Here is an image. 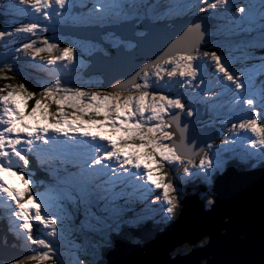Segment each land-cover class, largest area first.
<instances>
[{
	"label": "snow or ice",
	"instance_id": "obj_1",
	"mask_svg": "<svg viewBox=\"0 0 264 264\" xmlns=\"http://www.w3.org/2000/svg\"><path fill=\"white\" fill-rule=\"evenodd\" d=\"M72 9V0H15L5 4L0 14L35 19L10 31L0 29V40L21 34L35 36L48 31L49 26L55 30L69 19H80L73 17ZM192 9L198 12L218 9L226 14L228 25L239 29L241 35L247 33L248 47L255 49V41H258L260 51L264 52V0H249L242 6L231 0H215L207 9L194 0H172L159 5L143 0H94L88 18L130 23L131 34L114 35L115 43L112 44L123 56L129 57L149 42V31L139 30L142 18L171 20ZM41 17L48 22L44 27ZM178 32L155 60L144 64L127 80L111 83L109 91L89 92L82 86H67L64 77L75 68L74 47L60 49L59 44L43 38L41 47H36L37 42L31 40L15 49L17 53L30 51L32 59L26 63L43 69L44 76L36 82L38 92L29 91L24 83L0 87V173L18 177L25 185L22 191L17 190L0 175V206L3 209L0 215L7 220V232L13 236L11 246L22 242L35 254H25L23 258L8 256L9 242L5 235L0 240L3 245L0 264H29L30 261L89 264L86 257L80 258L78 249L65 260L64 253L57 247L81 208L91 222V230L99 235L95 248L100 251L111 246V236L124 226L139 225L142 220L160 214L155 208L157 203L162 205L161 220L171 219L180 206V197L172 178H168L169 173L161 172L165 164L169 168L182 167L179 179L189 183H210L214 173L221 172L225 165L223 155L218 153L213 159L203 149L199 150L203 155L197 164L195 157L199 153L193 147L195 142H186L188 124L184 123V117L195 116L199 104L215 107L223 97L234 109L248 114L247 119L239 117V123H233L229 133L234 142L237 136L242 144L248 142L243 156L250 167L264 165V123L257 119V116L264 117V56L259 58L261 81L257 84L251 71L233 68L231 55L200 51L205 35L200 23L186 22ZM42 53L49 56L37 65L35 57ZM244 54L253 58L248 51ZM104 55L108 56L109 51ZM21 59L17 57L15 63L7 58L0 61V80L14 79L7 75L9 72L23 77L18 67ZM206 61L214 64L215 69L208 81L209 87L201 89L206 83L203 76L210 66ZM153 76L154 81L150 79ZM174 86L191 89L186 101L182 93L164 94L163 89L171 90ZM16 96L25 100V110L16 106ZM27 100H34L30 111ZM65 108L73 110L72 119H65L70 115ZM37 113L41 120L48 122L29 123L35 120ZM84 117L97 127L105 128L107 134L86 131L84 123L79 122ZM223 147H227V142ZM69 163L75 172L65 166ZM36 165L51 177L49 184L37 182L30 171ZM34 184L37 189L31 190ZM122 198L125 203L117 204ZM133 204L139 207V212L130 206ZM214 204L215 199L209 194L204 207ZM33 222L43 238L40 234L33 236ZM205 243L206 240L201 241V246Z\"/></svg>",
	"mask_w": 264,
	"mask_h": 264
},
{
	"label": "rangeland",
	"instance_id": "obj_2",
	"mask_svg": "<svg viewBox=\"0 0 264 264\" xmlns=\"http://www.w3.org/2000/svg\"><path fill=\"white\" fill-rule=\"evenodd\" d=\"M14 2L15 0H0V8H2L5 4L14 3ZM143 2L159 5V4L171 3L172 0H144ZM194 2L199 3L200 7L207 9L208 4L215 3V0H204L203 3H201L200 0H194ZM231 2L236 4L237 6H242L243 4L249 3V0H231ZM93 3L94 0H72L73 17H81L80 19H75V20L69 19L66 25L73 24L75 28L73 30L68 29L69 26L65 27L63 24H61L60 25L61 28L58 27L54 30L51 26H49L48 31H41L39 32L38 35L35 36L31 34H25L21 36L22 35L21 34L18 36L14 35V36L6 37L0 40V48H1L0 61H3L5 58H7L10 63H15L16 58L21 57L22 59L20 60L18 67H20L22 71L23 69L25 71H28L27 69H29L32 70L33 73H35L33 75L24 73L23 75L24 79H26L28 83L36 86V82L37 80H39L38 79L39 76L36 74L43 73L44 72L43 69L36 66H30L28 63H26V61H30L32 59L30 51L27 53L24 51L17 53L15 52V49L20 48L23 43L31 42V40H35L37 42L36 47H41L42 45L40 44V40L43 38H47L49 40V43L59 44L60 49L64 47H74L73 55H74L75 68L71 73H69L66 77H64L68 81L67 84L68 87L82 86L85 88L86 91L89 92L98 91L101 89H103V91H109L110 88L105 89L102 85L103 75L101 76L100 73H98L99 75L97 73L96 74L94 73L95 75L93 76H85L83 72L87 68V66H90L92 63L89 59L90 54L94 53L95 51H102L103 53H105L106 50L109 51V53L111 54V50L114 48L112 47V44L115 43V41L113 40V36L114 35L121 36V35H116L115 32L113 31L114 30L113 26L116 24L115 22L112 23L108 21L101 22L88 18ZM76 7L79 8L74 10V8ZM232 11H234V9H232ZM0 15H1L0 17L2 18V21H0V29L8 30V31H10L12 28L19 26L20 24L28 22V20L30 19H35L34 17L22 16V15H16V17H6L3 14ZM225 15L226 14L221 13L218 9H208L205 12H198L195 9H192L191 11L182 12L178 17H173L171 20H167V22H169L167 24L172 26L168 28L173 33L174 30L177 31L178 26H173L174 24L172 23V20L177 19L179 20L180 23L182 20H187L188 17L197 16V18L199 19H195L194 20L195 22L200 21V24L207 25L210 23L211 19H213L214 23L209 29L208 34H210V36L213 35L212 38L214 37V40L213 41L211 40L209 42L210 45L208 47L200 48V51L201 52L216 51L217 55H222V54L231 55L234 58L233 68L248 69L253 73L254 77L256 78V83L259 84L261 81V77L259 74V64H260L259 58L264 56V52L260 51L258 41H255V49L248 47L247 33L241 35V31L239 29L232 28L230 25H228L225 20ZM4 18L5 20L3 21ZM14 19H15V23L13 22ZM53 20H55V18H53ZM141 20L147 21L148 19L146 20L142 18ZM160 21L162 20L159 21L149 20V23L150 24L156 22L160 23ZM40 22H41V26L44 25L46 26L48 24V22L44 21L42 17L40 18ZM82 25L102 26L104 29L103 40L101 41L100 38L99 39L96 38L95 33L91 32V29L87 30ZM255 28L258 29L259 25L256 24ZM179 29L181 28L179 27ZM85 30L90 31V32H86V34L95 35V37L92 38L95 39L97 42L87 38L84 39L85 36L79 38L84 34ZM139 30L144 31L145 29H139ZM61 31L64 32L66 35L60 34ZM77 33L80 36H77ZM255 35H258V32L255 33ZM97 36L101 37V34ZM58 51L59 49L57 50V52ZM245 51L250 52L253 58L250 59L248 56H246L244 54ZM48 56H49L48 53H42L40 56L35 57L36 64L38 65L43 63V61L46 60ZM206 63H208L210 66L207 68L206 73L203 76L206 83L205 85L201 86V89H203L204 87H209L208 81L210 80L215 69V65L211 64L210 61H206ZM149 71H151V69H149ZM61 75L63 76V73ZM237 75H239V72H237ZM9 76H12L14 77V79L17 80L19 79V77L21 78V75L17 74V72L9 73ZM150 79L154 81L155 77L154 76L150 77ZM165 79H167L166 76ZM197 83H199V81H197ZM5 84H6L5 80H0V87H3ZM215 91H219V89H215ZM163 92H166L165 94H169L171 92L175 94L182 93L183 97L188 99V94L191 92V89H182L179 86H174L171 90H168L166 88L163 89ZM194 94L195 93H193V95ZM14 102L16 106L20 109H21V103L24 104L20 100V96H16L14 98ZM199 105L204 106V108L201 109L203 116L198 120V123L193 129V131H197L198 129L201 128H206V132L208 133V135H211L213 132L215 133L214 139L208 144V145H212L213 147L210 149L206 147L205 151H207L213 159L217 156L218 153L224 156L225 165L223 170L230 162L241 163L243 160H245L243 156V152L248 142L244 141L242 144L240 142L241 138L239 136H237V139L234 142L231 138V133H229V129L231 128L233 123H239V119H238L239 117L243 116L245 119H247L248 114L242 113L234 109L228 103L227 99L223 97L216 102L215 107H206L203 104H199ZM199 105H197L198 110H199ZM206 108H208L207 115H205ZM71 113L72 111L69 112L70 115L68 117H65V119H72ZM95 118L96 117H94L93 119ZM96 119L98 120L102 118H96ZM257 119L259 123H264V117L257 116ZM47 122L48 121L40 119L39 113H37L35 120H29V123L45 124ZM79 122L84 123L86 131L100 132L101 134H107L105 128L97 127L96 124L92 123L89 119L82 118ZM74 135L79 136L80 134L74 133ZM84 139H89V138L84 137ZM225 142H227V147H223L225 145ZM201 155H203V153ZM199 157L200 155L195 158L197 164L199 162ZM65 166L71 172L76 171V169L70 163ZM161 172L169 173L168 178H172L174 185L178 188L179 197H180V206H181L182 205L181 201L183 199L184 190H185L184 187L189 183V182L181 181L179 179V176L182 173V167L169 168V166L165 164L164 168L161 169ZM215 174L216 173H214L213 175L212 181L210 183H205V184L211 186ZM0 175L4 176V179L7 181L9 186L20 191L24 189L25 185L18 177L11 176L7 173H0ZM49 183L50 182L46 183V185ZM34 185L30 186L31 190H33ZM128 191H130V189ZM154 191L160 192L161 190H154ZM202 194L201 195L204 200L207 199V196L209 194H211L214 197V193L210 189H207V191H203ZM124 203L125 201L123 198L117 201V204L120 205H123ZM130 206L135 207V211L139 212L140 209L138 206H136L135 204ZM155 208L157 213L160 214L153 215L150 218H146L142 220L139 225H134L131 227L124 226V228L118 234L123 236L129 235L130 237L129 236L127 237L130 238L133 242L142 244V240L138 236L134 235L130 230L127 231L129 228L142 227L148 221L153 222V224L156 226L163 227L164 225L168 224L169 221H171V219H173L175 216L174 215L169 220L162 221L161 220V216L163 215V213L161 212L162 205L160 203H157L155 205ZM90 223L91 222L87 220L84 214L83 208H81L80 212L74 216V219L71 222L68 231L65 233L64 239L57 244V247L60 249V252L64 253L65 260L70 259L72 253L77 249L80 252V258L84 259L86 257L89 264H100L104 260L105 254L113 246V236L116 234L111 236V246L104 248L103 251H100L99 249L95 248V245L99 243V235L91 230L89 226ZM38 234L40 233H38L36 224L35 222H33V236L35 237ZM40 235L41 238H43V234ZM53 243L55 244L56 242L53 241ZM199 244H201V241ZM185 245L187 246V244L181 246L182 249L186 248ZM0 249H3V247ZM94 252L98 254H94ZM6 254L16 255L17 252L15 249L7 248ZM29 264H36V262L30 261ZM46 264H53V262L48 261L46 262Z\"/></svg>",
	"mask_w": 264,
	"mask_h": 264
},
{
	"label": "water",
	"instance_id": "obj_3",
	"mask_svg": "<svg viewBox=\"0 0 264 264\" xmlns=\"http://www.w3.org/2000/svg\"><path fill=\"white\" fill-rule=\"evenodd\" d=\"M186 22L194 21L178 23L177 31L186 26ZM212 25V20L207 25L201 24L205 35L200 48L209 45L203 41L212 39L207 35ZM142 27L150 31L145 46L129 57L116 49L108 57L96 54L91 57L87 74L102 73L106 87L120 80L119 75H125L127 80L144 64L155 60L176 36L164 22L150 24L147 20ZM118 33L128 36L131 27H123ZM77 36L80 35L77 33ZM199 113L193 118L184 117V123L188 124L186 142L194 141L193 147L198 153L212 139L203 132L192 133L196 120L202 117ZM206 188L187 186L178 216L164 229L159 230L150 221L142 227L129 228L142 244L115 235L114 245L101 264H264V166L250 169L243 164L229 166L215 179L212 188L216 193L215 204L209 208L204 207L205 202L200 197V192ZM205 238L207 243L199 245ZM184 244L191 246L189 251L173 254ZM7 255L24 256L23 253Z\"/></svg>",
	"mask_w": 264,
	"mask_h": 264
},
{
	"label": "trees",
	"instance_id": "obj_4",
	"mask_svg": "<svg viewBox=\"0 0 264 264\" xmlns=\"http://www.w3.org/2000/svg\"><path fill=\"white\" fill-rule=\"evenodd\" d=\"M0 16H1V15H0ZM0 21H2V20H1V17H0ZM44 26H45V25H44ZM44 26H42V27H44ZM23 35H25V34H22L21 36H23ZM17 36H18V35H17ZM0 49H1V48H0ZM27 70H28V71H25V70L23 69V73H28L29 75H30V74H31V75L34 74V73L32 72V70H29V69H27ZM9 73H14V72H9ZM9 73H8V75H9ZM13 76H15V75H13ZM18 80H19V81H18ZM18 80H17V79L5 80V82H6V84H9V83H11V84L25 83V84H27V85H25V87H27L29 91H32V92H38V91H39V89H38L35 85L28 83L27 80L24 79V77L21 76V78L19 77ZM37 98H39V97H37ZM20 100L24 103V104L21 103V110H25V100L22 99L21 97H20ZM33 103H34V100H27V105H28L27 110H28V111H30L31 105H32ZM64 110L67 111L68 113L71 112V111H73L71 108H65ZM84 118L89 119L88 117H84ZM30 169H31V172H33V173L35 174V177H36V180H37L38 183L43 182L44 184H46V183H48V182L51 181V177L48 175V173H47L43 168H40L38 165L33 166V167L30 168ZM215 176H216V175H215ZM215 176H214V177H215ZM173 177H174V175H173ZM36 189H37V185H34V186H33V190H36ZM40 190L42 191L43 189H40ZM181 206H182V205H181ZM181 206L178 207V209H177V211H176V213H175L174 218L178 216ZM2 211H3V209H2V207L0 206V212H2ZM159 228H161V227L159 226ZM127 231H128V230H127ZM5 235H7V239H8L9 245H12L13 242H14V239H13L12 234H10V233L7 232V220L5 219V217H4L3 215H0V240H2V239L5 237ZM121 236H123V235H121ZM127 236H129V235H126V236H123V237L128 238ZM129 237H130V236H129ZM128 239H130V238H128ZM130 240H131V239H130ZM203 240H207V238H205V239H203ZM131 241H132V240H131ZM199 243H200V242H199ZM1 245H2V244H1ZM182 246H183V245H182ZM185 246H186V245H185ZM16 247L24 248L22 242L18 243ZM180 247H181V246H179V247L173 252V254H176V253H179V252H183V253H184V252L189 251L190 248H191V246L188 245V244H187V246H186L185 249H182V247H181V248H180Z\"/></svg>",
	"mask_w": 264,
	"mask_h": 264
},
{
	"label": "bare ground",
	"instance_id": "obj_5",
	"mask_svg": "<svg viewBox=\"0 0 264 264\" xmlns=\"http://www.w3.org/2000/svg\"><path fill=\"white\" fill-rule=\"evenodd\" d=\"M167 23H169V22H167V20H164V25L166 26V27H172V26H170V25H168ZM172 23L174 24L173 26H178V23H179V20L176 22V20H172ZM131 24L129 23L128 24V26H130ZM132 26V25H131ZM130 26V27H131ZM68 27V26H67ZM143 29H147V28H143ZM148 31H149V29H147ZM150 32V31H149ZM64 33V32H63ZM173 34H176V35H178L179 33L177 32V31H175L174 30V32H173ZM93 36H95V35H93ZM100 37V36H99ZM110 54V53H109ZM92 64V63H91ZM91 66V65H90ZM96 74V73H95ZM119 78H120V80H126V76L124 75V76H121V75H119L118 76ZM245 149V148H244ZM158 229L160 230V228H159V226H158Z\"/></svg>",
	"mask_w": 264,
	"mask_h": 264
},
{
	"label": "flooded vegetation",
	"instance_id": "obj_6",
	"mask_svg": "<svg viewBox=\"0 0 264 264\" xmlns=\"http://www.w3.org/2000/svg\"><path fill=\"white\" fill-rule=\"evenodd\" d=\"M164 93H166V92H164ZM169 94H171V95H173V96H174V95H176V94H175V93H173V92H171V93H169Z\"/></svg>",
	"mask_w": 264,
	"mask_h": 264
}]
</instances>
